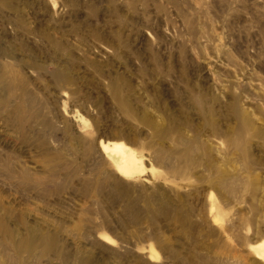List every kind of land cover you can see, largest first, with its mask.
<instances>
[{
	"label": "rangeland",
	"instance_id": "obj_1",
	"mask_svg": "<svg viewBox=\"0 0 264 264\" xmlns=\"http://www.w3.org/2000/svg\"><path fill=\"white\" fill-rule=\"evenodd\" d=\"M261 240L264 0H0V264H264Z\"/></svg>",
	"mask_w": 264,
	"mask_h": 264
},
{
	"label": "bare ground",
	"instance_id": "obj_2",
	"mask_svg": "<svg viewBox=\"0 0 264 264\" xmlns=\"http://www.w3.org/2000/svg\"><path fill=\"white\" fill-rule=\"evenodd\" d=\"M100 147L103 153L113 161L115 170L123 176H132L141 169L143 170L141 158H139L136 152L130 148L127 144L118 142H102L100 141ZM108 239V237H107ZM256 251L257 256L264 258V240L259 241L252 246Z\"/></svg>",
	"mask_w": 264,
	"mask_h": 264
}]
</instances>
